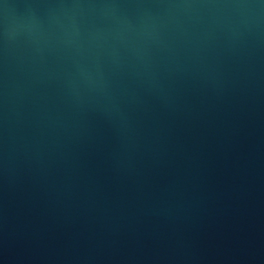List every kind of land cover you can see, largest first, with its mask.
<instances>
[{"label":"water","instance_id":"1","mask_svg":"<svg viewBox=\"0 0 264 264\" xmlns=\"http://www.w3.org/2000/svg\"><path fill=\"white\" fill-rule=\"evenodd\" d=\"M0 264H264V0H0Z\"/></svg>","mask_w":264,"mask_h":264}]
</instances>
